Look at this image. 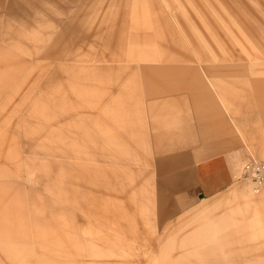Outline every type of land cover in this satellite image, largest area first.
Returning a JSON list of instances; mask_svg holds the SVG:
<instances>
[{
    "label": "rangeland",
    "instance_id": "rangeland-1",
    "mask_svg": "<svg viewBox=\"0 0 264 264\" xmlns=\"http://www.w3.org/2000/svg\"><path fill=\"white\" fill-rule=\"evenodd\" d=\"M224 149L264 163V0H0V264H264V183L173 211Z\"/></svg>",
    "mask_w": 264,
    "mask_h": 264
},
{
    "label": "crops",
    "instance_id": "crops-1",
    "mask_svg": "<svg viewBox=\"0 0 264 264\" xmlns=\"http://www.w3.org/2000/svg\"><path fill=\"white\" fill-rule=\"evenodd\" d=\"M248 160L247 155L224 149L172 171L167 177L174 184L170 194L174 213L192 211L201 202H208L224 192L240 178Z\"/></svg>",
    "mask_w": 264,
    "mask_h": 264
},
{
    "label": "built area",
    "instance_id": "built-area-1",
    "mask_svg": "<svg viewBox=\"0 0 264 264\" xmlns=\"http://www.w3.org/2000/svg\"><path fill=\"white\" fill-rule=\"evenodd\" d=\"M241 178L247 180L253 192L257 193L264 183V163L250 158L241 169Z\"/></svg>",
    "mask_w": 264,
    "mask_h": 264
}]
</instances>
